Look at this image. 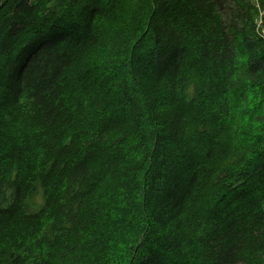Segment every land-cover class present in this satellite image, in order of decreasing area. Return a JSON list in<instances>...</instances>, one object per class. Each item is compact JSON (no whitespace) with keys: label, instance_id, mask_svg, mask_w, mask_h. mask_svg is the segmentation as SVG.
Listing matches in <instances>:
<instances>
[{"label":"trees","instance_id":"16d2710c","mask_svg":"<svg viewBox=\"0 0 264 264\" xmlns=\"http://www.w3.org/2000/svg\"><path fill=\"white\" fill-rule=\"evenodd\" d=\"M255 15L253 0H0V264H264ZM86 43L101 50L77 74ZM91 79L83 123L72 98Z\"/></svg>","mask_w":264,"mask_h":264},{"label":"rangeland","instance_id":"374dc122","mask_svg":"<svg viewBox=\"0 0 264 264\" xmlns=\"http://www.w3.org/2000/svg\"><path fill=\"white\" fill-rule=\"evenodd\" d=\"M82 16H83V13L81 12L79 17L82 18ZM82 25H83V23H81V26ZM91 33H93V32H91ZM90 44L92 45V47L90 49L86 50L85 55L84 56L82 55L80 58L81 64L79 66V69L76 71L77 74H80L82 71L89 70V59L90 58L92 59L93 57L96 56V53H93V51L98 53V51L101 50L100 48H96L94 43H88V44L86 43L87 46H89ZM239 57L240 56L237 54V58H239ZM96 63H97L96 65L98 66V69H94V72H96V78L99 80L100 76H98V72H99L102 64L99 61ZM112 72L114 73V76H112V74H109L108 77L111 78L112 80H114V82L116 83V86L118 88H121L125 70L124 69H115V70H112ZM3 75L5 76V73ZM77 84H79V83H77ZM84 84L86 85L87 88L82 92L80 99L77 101L74 98H72V101L74 102V106H75V109L77 111V118L79 120H81L83 123H87L88 120H90V119L92 120L93 118L98 116L97 113L94 112V109L91 106L92 97L96 92V85H95L93 79H91L90 81L84 82ZM101 93L102 92H100V94ZM133 94H134V91L132 90V88H129L127 95L132 96ZM121 97H123V96L120 95V96L116 97V94H115V97L112 98V104H114L115 106L118 107L120 102H121ZM241 97H242V95L240 92H237L234 95H231L230 103H231V106L233 105L234 111H237L239 109V107L243 106L238 101ZM123 99H124V97H123ZM205 101L207 102V100H205ZM28 105L29 104L26 102V100H24L21 105L17 106V108L10 109L11 110L10 115L12 117V120L16 124L15 127L19 130H24V129L30 128L32 126V117H31V115H29L25 112V110L28 108ZM240 116L241 115H238L236 117V119L239 120ZM73 123H76V121H74ZM71 126H74V124L71 123ZM226 128H227V132L225 135L227 138L226 139L227 142L229 144H232L233 147H236L241 142V139L244 136L240 137L239 133L237 131V128L234 127L233 125H232V128L230 130H228L229 129L228 124L226 125ZM245 136L249 137V135H245ZM218 158H219V161L222 160V161H226V162L229 159V162L227 163L226 167H229V163L232 161L231 155H229L228 159H227L226 153H219ZM41 201H42V197L39 194V196L36 197V204L40 205ZM203 212L206 216L205 211H203ZM138 229L136 231H138ZM125 235L123 237H125ZM142 238H143V234L138 235L136 240L133 242L132 247L135 246V244L137 242H140V240H142ZM125 247H129V248L131 247V245L127 242V240L125 241V244H123L124 249H125ZM122 255H124V253L121 251H118V253L115 254V256H121V257H122ZM124 256L121 260V264H126L124 262V259H125Z\"/></svg>","mask_w":264,"mask_h":264},{"label":"built area","instance_id":"2783aa9c","mask_svg":"<svg viewBox=\"0 0 264 264\" xmlns=\"http://www.w3.org/2000/svg\"><path fill=\"white\" fill-rule=\"evenodd\" d=\"M253 5L256 10L254 31L264 47V5L259 0H253Z\"/></svg>","mask_w":264,"mask_h":264}]
</instances>
